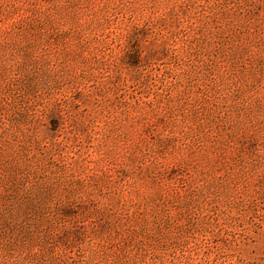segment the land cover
<instances>
[{
	"label": "rangeland",
	"instance_id": "rangeland-1",
	"mask_svg": "<svg viewBox=\"0 0 264 264\" xmlns=\"http://www.w3.org/2000/svg\"><path fill=\"white\" fill-rule=\"evenodd\" d=\"M216 1L0 0V264H264V34Z\"/></svg>",
	"mask_w": 264,
	"mask_h": 264
},
{
	"label": "trees",
	"instance_id": "trees-1",
	"mask_svg": "<svg viewBox=\"0 0 264 264\" xmlns=\"http://www.w3.org/2000/svg\"><path fill=\"white\" fill-rule=\"evenodd\" d=\"M218 1L216 2L219 3ZM229 4L235 7L239 11V14L242 15V19L247 24L246 28L248 32L254 33L256 28L259 27L262 34H264V22H259L255 17L257 13L261 15L259 12L264 10V0H229ZM237 30L240 33L242 32V24L237 26Z\"/></svg>",
	"mask_w": 264,
	"mask_h": 264
}]
</instances>
